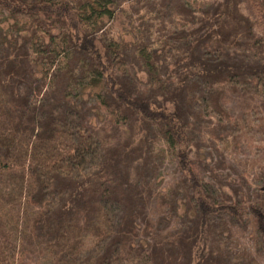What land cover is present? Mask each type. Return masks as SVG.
<instances>
[{
    "label": "trees",
    "instance_id": "1",
    "mask_svg": "<svg viewBox=\"0 0 264 264\" xmlns=\"http://www.w3.org/2000/svg\"><path fill=\"white\" fill-rule=\"evenodd\" d=\"M202 1L0 0V264H264V0Z\"/></svg>",
    "mask_w": 264,
    "mask_h": 264
},
{
    "label": "rangeland",
    "instance_id": "2",
    "mask_svg": "<svg viewBox=\"0 0 264 264\" xmlns=\"http://www.w3.org/2000/svg\"><path fill=\"white\" fill-rule=\"evenodd\" d=\"M217 0H203L202 3L206 4H212L216 2ZM246 11V10H245ZM137 16L133 18H129V16L126 13H119L117 17L109 22L108 24V32L110 33L111 38H115L117 40H122L124 44L126 45L127 49L129 51H132V48L136 45H142L145 44L146 41L150 38L147 36V29L146 26L142 23H140L137 19ZM13 24H15V21L12 19H9L7 17V14L0 13V27H2L3 33H6L8 30L12 31ZM19 27L22 28V23H19ZM17 27V29L19 28ZM19 32L24 35L25 37H29L32 35V30L30 27L25 29H19ZM23 39H20L19 42H21ZM155 45V44H154ZM156 46V45H155ZM134 49V48H133ZM73 78V76H71ZM83 99L89 103V105H94L95 100L93 97H90L88 94L82 95ZM82 107V105H80ZM96 112V111H95ZM101 115V114H100ZM92 123L94 125H101L102 124V117H96V115L91 116ZM260 142L257 140L253 141V144L243 147L242 154L239 156V161H245L246 159L252 157V150L256 149L257 147H260ZM254 147V149H253ZM263 155L260 153V156ZM163 159L160 160L162 163L158 172V179H157V186L160 192L167 195L170 193H173V190L175 189L177 180L179 179L178 172L176 170V163L173 159L172 155H166L163 153ZM260 168H264V158L259 161ZM258 166V165H257ZM238 169L242 170V166H236ZM259 166L256 169H252L248 165L247 170L248 173H251V175L245 173V176L250 177V179L254 177V175H258L261 172V169ZM237 178V175L232 176V179ZM254 181V179H253ZM227 190V189H226ZM182 212V210L180 211ZM244 242H247V244L250 242L243 240ZM243 241H241L243 245ZM241 245V246H242ZM242 248V247H240ZM237 260V259H236Z\"/></svg>",
    "mask_w": 264,
    "mask_h": 264
}]
</instances>
